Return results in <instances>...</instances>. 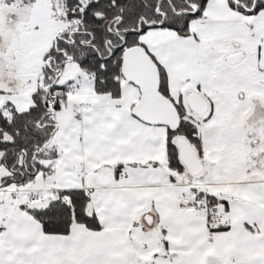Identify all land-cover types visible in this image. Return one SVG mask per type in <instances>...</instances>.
<instances>
[{
  "label": "snow or ice",
  "instance_id": "1",
  "mask_svg": "<svg viewBox=\"0 0 264 264\" xmlns=\"http://www.w3.org/2000/svg\"><path fill=\"white\" fill-rule=\"evenodd\" d=\"M0 264H264V0H0Z\"/></svg>",
  "mask_w": 264,
  "mask_h": 264
}]
</instances>
